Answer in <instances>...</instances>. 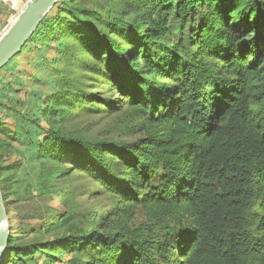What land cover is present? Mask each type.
<instances>
[{"label": "trees", "instance_id": "trees-1", "mask_svg": "<svg viewBox=\"0 0 264 264\" xmlns=\"http://www.w3.org/2000/svg\"><path fill=\"white\" fill-rule=\"evenodd\" d=\"M81 3L58 0L23 49L74 47L77 68L90 59L113 94L67 78L56 85L45 67L34 79L54 91L31 89L33 99L23 86L0 91V103L11 102L0 116L10 221L1 264H55L62 254L67 264L264 260V0H108L105 15ZM81 100L103 105L135 139L68 130ZM25 168L35 174L34 198H61L56 181L78 170L108 203L78 213L63 199L64 210L49 205L39 223L19 229L10 205L25 199L14 185ZM56 227L63 232L46 238Z\"/></svg>", "mask_w": 264, "mask_h": 264}, {"label": "rangeland", "instance_id": "rangeland-1", "mask_svg": "<svg viewBox=\"0 0 264 264\" xmlns=\"http://www.w3.org/2000/svg\"><path fill=\"white\" fill-rule=\"evenodd\" d=\"M107 1L108 0H82L81 5L95 8L102 11L105 15V9L102 7ZM6 24L7 22H3V20L0 19V30L4 28ZM33 47L34 46L31 44H28L19 55L10 61V64H7L8 66L6 65L7 67L5 66V70L0 72V91L5 90L7 86H13L14 88L12 89L23 86L25 88L23 91H27L28 94L31 89L32 91H39V89H41L43 93H48L52 91V89L54 91L56 87L49 88L47 87L48 85H45V87L43 85H38L41 81H38L37 78L34 79V74L38 73L37 75L41 76L40 69L45 67V69L49 70L48 76L50 80L56 85L59 80L67 78L75 80L73 83L76 84L77 82L78 86L84 89L99 91L107 96L113 94L112 91H107V85L93 70L91 66L92 61L86 56L87 63L77 68L80 64V60L76 58L78 51L74 47H72L68 53H59L58 44L55 41L45 44L41 49ZM40 50L42 51L39 54ZM28 52H30V54H28ZM17 82H21V84ZM80 82L81 84H79ZM22 97L25 99L28 97L33 99L34 95L31 93ZM38 101L41 103V96H39ZM9 103L11 102H4V104L0 103V116L5 113ZM104 109L105 107L103 105L83 102L81 100V102L74 104V115L68 118L65 127L73 133L82 134L91 139H112L127 142L134 140L136 135L133 134V131L128 130L122 122L117 121L115 114L108 113L104 111ZM47 125H51V122L45 118L43 119V126L47 127ZM13 161L14 156H11L10 152L6 154L2 163L8 165ZM57 167L60 168V171H67L65 168L69 167V165L60 164ZM25 169V171L19 173L22 178L20 180L21 183L19 184L18 181L14 183L18 192H20V196L25 197V199L10 205L11 215L14 218L15 225L19 227V229L27 224L31 226L39 223L37 219V215L39 214L38 211L41 210L43 214L48 213L46 207L49 209V205L64 210V204H62L63 199L68 198L69 205L76 208L78 213L96 207L101 203H108L105 201V194L98 184L92 181L85 173L78 170L63 173L56 181V193L61 195V198H55L53 202L48 200V198L44 200L34 198V195L37 193L35 174L32 169ZM28 185L31 187L26 190ZM142 213L143 212L139 210L137 216L139 217L140 215V218L144 220ZM60 232H63V229L56 227L52 232L46 233L45 237L52 238L56 233ZM30 237L34 236H25L23 239L27 240ZM69 257L70 255L68 254H62V261H57L55 264H67L66 261ZM37 258H40V255H37ZM258 264H264V260L259 261Z\"/></svg>", "mask_w": 264, "mask_h": 264}, {"label": "water", "instance_id": "water-1", "mask_svg": "<svg viewBox=\"0 0 264 264\" xmlns=\"http://www.w3.org/2000/svg\"><path fill=\"white\" fill-rule=\"evenodd\" d=\"M58 0H27L0 36V70L19 55ZM10 238V221L0 188V264Z\"/></svg>", "mask_w": 264, "mask_h": 264}, {"label": "built area", "instance_id": "built-area-1", "mask_svg": "<svg viewBox=\"0 0 264 264\" xmlns=\"http://www.w3.org/2000/svg\"><path fill=\"white\" fill-rule=\"evenodd\" d=\"M27 0H0V4L6 5L12 13L14 20L25 6Z\"/></svg>", "mask_w": 264, "mask_h": 264}, {"label": "crops", "instance_id": "crops-1", "mask_svg": "<svg viewBox=\"0 0 264 264\" xmlns=\"http://www.w3.org/2000/svg\"><path fill=\"white\" fill-rule=\"evenodd\" d=\"M0 19L3 20V22H7L6 26L0 30L1 36L13 21L11 11L3 4H0Z\"/></svg>", "mask_w": 264, "mask_h": 264}]
</instances>
